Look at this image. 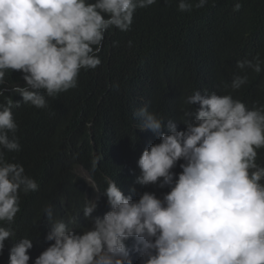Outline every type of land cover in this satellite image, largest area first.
Listing matches in <instances>:
<instances>
[{
  "label": "clouds",
  "instance_id": "9594fccd",
  "mask_svg": "<svg viewBox=\"0 0 264 264\" xmlns=\"http://www.w3.org/2000/svg\"><path fill=\"white\" fill-rule=\"evenodd\" d=\"M156 2L0 0V85L8 71L21 72L25 82L0 88V96L11 90L24 103L46 108V97L76 88L82 69L101 64L98 53L106 31L127 32L135 11ZM207 2L179 0L178 11L203 8ZM240 7L236 3L234 10ZM237 68L262 71L259 57L238 61ZM247 81V75L237 74L225 88L236 91ZM184 103L199 108L185 110L182 131L176 121L165 123L147 107L135 112L141 131L160 139L142 152L135 183L170 191L162 199L145 192L134 201L106 178L103 195L110 210L93 217L97 203L86 199L83 217L91 227L81 232L54 219L46 206L50 230L45 239L53 243L34 264H125L130 238L137 242L142 264H264V167L256 163L257 150L264 149V106L249 109L231 94L199 91ZM14 106L20 103L9 99L0 104V254L14 236L3 225L14 223L20 193L39 187L22 165L5 157V151L20 150ZM178 162L182 171L177 175L172 170ZM32 248V239L17 240L8 264H29Z\"/></svg>",
  "mask_w": 264,
  "mask_h": 264
},
{
  "label": "trees",
  "instance_id": "16d2710c",
  "mask_svg": "<svg viewBox=\"0 0 264 264\" xmlns=\"http://www.w3.org/2000/svg\"><path fill=\"white\" fill-rule=\"evenodd\" d=\"M178 2L157 0L135 11L127 32L114 27L106 31L98 53L101 64L82 69L76 88L46 97V108L24 103L11 90L0 96V104L9 99L20 103L11 109L20 150L5 151V157L22 165L39 186L35 192L20 193V211L14 223L3 225L10 227L14 236L5 242L0 264H8L9 251L21 238L33 241L29 264L53 243L45 239L50 230L46 206H51L54 219L62 220L71 230L91 227L83 217L91 188L79 172L97 190L93 217H103L110 210L103 195L106 178L134 201L145 192L162 199L170 191L135 183L142 152L160 143L156 134L141 131L135 116L139 109L147 107L165 123L176 121L177 130L182 131L185 110L199 108L184 103L196 91L231 94L249 109L264 106V0H208L205 7L190 12L178 11ZM236 3L241 5L239 10H234ZM255 57H259L261 72L237 68L238 61ZM237 74L247 75V83L236 91L226 89ZM22 75L6 72L0 88L23 86ZM256 163L264 167V149L257 150ZM179 165L172 170L177 175L182 171ZM133 188L135 193L130 192ZM125 243L129 250L125 264H142L135 251L136 240L130 238Z\"/></svg>",
  "mask_w": 264,
  "mask_h": 264
},
{
  "label": "rangeland",
  "instance_id": "374dc122",
  "mask_svg": "<svg viewBox=\"0 0 264 264\" xmlns=\"http://www.w3.org/2000/svg\"><path fill=\"white\" fill-rule=\"evenodd\" d=\"M79 175H80L83 179H85V181H86L88 187L91 188V192H90L89 195H88V199H89V200H93V201L96 202L97 195H96V192L94 191V189L96 190L95 185L92 184V183H90L88 177H86L82 172H79Z\"/></svg>",
  "mask_w": 264,
  "mask_h": 264
}]
</instances>
